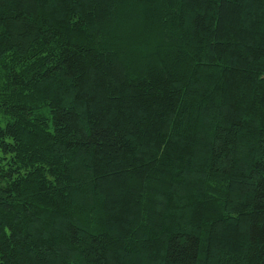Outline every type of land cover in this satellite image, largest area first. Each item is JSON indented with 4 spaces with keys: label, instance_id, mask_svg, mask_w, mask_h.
<instances>
[{
    "label": "trees",
    "instance_id": "obj_1",
    "mask_svg": "<svg viewBox=\"0 0 264 264\" xmlns=\"http://www.w3.org/2000/svg\"><path fill=\"white\" fill-rule=\"evenodd\" d=\"M0 264H264V0H0Z\"/></svg>",
    "mask_w": 264,
    "mask_h": 264
}]
</instances>
